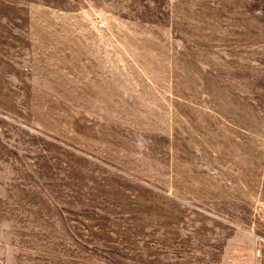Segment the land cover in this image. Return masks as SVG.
Wrapping results in <instances>:
<instances>
[{"label": "rangeland", "instance_id": "obj_1", "mask_svg": "<svg viewBox=\"0 0 264 264\" xmlns=\"http://www.w3.org/2000/svg\"><path fill=\"white\" fill-rule=\"evenodd\" d=\"M0 264H264V0H0Z\"/></svg>", "mask_w": 264, "mask_h": 264}]
</instances>
